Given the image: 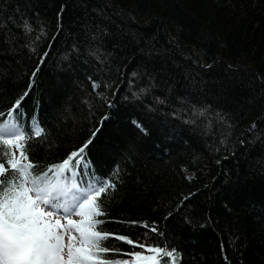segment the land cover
Masks as SVG:
<instances>
[{
    "label": "trees",
    "instance_id": "trees-1",
    "mask_svg": "<svg viewBox=\"0 0 264 264\" xmlns=\"http://www.w3.org/2000/svg\"><path fill=\"white\" fill-rule=\"evenodd\" d=\"M9 120L40 170L87 144L65 175L115 183L103 256L264 264V0H0Z\"/></svg>",
    "mask_w": 264,
    "mask_h": 264
},
{
    "label": "snow or ice",
    "instance_id": "snow-or-ice-1",
    "mask_svg": "<svg viewBox=\"0 0 264 264\" xmlns=\"http://www.w3.org/2000/svg\"><path fill=\"white\" fill-rule=\"evenodd\" d=\"M21 100L13 105L12 113H19ZM19 119L17 115L16 121ZM44 135L38 122L26 131L11 120L0 121V264H129V260L121 262L102 255L117 250L105 243L112 234L99 227L103 221L98 219L105 215L101 198L115 189V183L99 179L91 184L83 182V187L76 180L68 183L65 173L80 164L87 144L59 164L40 170L29 159L27 140ZM72 231L79 234L78 240ZM115 239L134 244L124 236ZM135 246L151 254L125 253L131 256V264H161L162 255L175 264V249Z\"/></svg>",
    "mask_w": 264,
    "mask_h": 264
},
{
    "label": "rangeland",
    "instance_id": "rangeland-1",
    "mask_svg": "<svg viewBox=\"0 0 264 264\" xmlns=\"http://www.w3.org/2000/svg\"><path fill=\"white\" fill-rule=\"evenodd\" d=\"M13 151H15L14 148H13ZM17 155H19L18 152H17ZM65 177L67 178L68 183H71V181H70V179L68 178V176H65ZM72 219H74V220H79V219H81V218L76 219V218L73 216ZM61 221L65 223L64 225H66V223H67L66 220L61 219ZM71 234H73V236H75L77 239H79V234L76 233L75 231H72ZM67 242H68V236L65 235V243H67Z\"/></svg>",
    "mask_w": 264,
    "mask_h": 264
},
{
    "label": "bare ground",
    "instance_id": "bare-ground-1",
    "mask_svg": "<svg viewBox=\"0 0 264 264\" xmlns=\"http://www.w3.org/2000/svg\"><path fill=\"white\" fill-rule=\"evenodd\" d=\"M76 219H79L80 217H76V216H74ZM61 223H62V225H64L65 223L64 222H62L61 221ZM72 236H73V234H71ZM78 240V239H77Z\"/></svg>",
    "mask_w": 264,
    "mask_h": 264
}]
</instances>
